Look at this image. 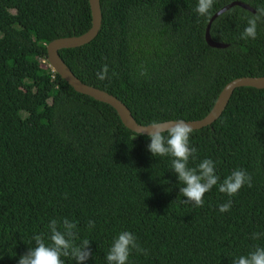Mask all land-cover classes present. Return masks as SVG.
<instances>
[{"label": "trees", "instance_id": "trees-1", "mask_svg": "<svg viewBox=\"0 0 264 264\" xmlns=\"http://www.w3.org/2000/svg\"><path fill=\"white\" fill-rule=\"evenodd\" d=\"M234 1L255 12L235 5L220 14L210 35L226 46H210V19ZM197 3L100 0L98 35L59 54L79 79L116 96L142 125L202 119L227 83L264 76V17L255 39H240L264 0H214L208 17L194 11ZM91 26L89 0H0V264H18L35 246L34 235L50 243L48 224L57 219L63 231L65 218L77 225V246L90 240L92 255L82 264H107L123 231L148 252L133 249L127 264H232L264 247V236L251 238L264 233V88H236L214 123L193 130L197 154L188 167L210 158L220 177L204 205L193 207L179 194L172 157H154L147 135L50 66L49 42ZM105 64L110 79L99 80ZM237 169L251 175L252 187L228 197L219 185ZM229 199L231 209L221 213Z\"/></svg>", "mask_w": 264, "mask_h": 264}, {"label": "clouds", "instance_id": "clouds-1", "mask_svg": "<svg viewBox=\"0 0 264 264\" xmlns=\"http://www.w3.org/2000/svg\"><path fill=\"white\" fill-rule=\"evenodd\" d=\"M213 3L214 0H198L194 11L198 16L208 17L211 14ZM262 17H264V7L257 8L256 14L247 18V26L241 33L240 39H255L257 22ZM108 70V65L105 64L102 70L97 72V79H110L107 76ZM141 75H145V72L142 71ZM136 131L137 135H147L150 138L147 149L154 157H172L170 169L177 175L178 181L182 185L179 194L186 197L183 202L192 204L193 207H202L205 193L218 184L220 177L216 175L214 161L210 158L203 159L196 167H188L190 157L195 160L197 154V149L190 146V136L193 133L192 125L182 119L171 122L152 121L143 126L141 130ZM245 184L252 187L251 175L245 170L237 169L224 178L219 185V191L227 194L228 197H233ZM231 205L232 200L229 199L226 203L219 205V211L227 212L231 209ZM60 223L57 219H52L48 224L50 230V243L48 244L45 243L42 234L34 235L32 239L35 241V246L20 256L18 264H64L62 257H71L76 264H82L88 260L92 255L89 247L90 240L84 239L77 246L75 244L77 233L74 231L77 227L76 223L67 218L63 219V231L58 230ZM87 227L89 230L94 229L95 221L88 220ZM261 236H264V233L254 232L251 238L260 239ZM133 249L137 253L148 255L147 250L137 243L134 234L129 231L119 233L107 252V264H127ZM232 264H264V247H255L254 251L234 259Z\"/></svg>", "mask_w": 264, "mask_h": 264}, {"label": "water", "instance_id": "water-1", "mask_svg": "<svg viewBox=\"0 0 264 264\" xmlns=\"http://www.w3.org/2000/svg\"><path fill=\"white\" fill-rule=\"evenodd\" d=\"M91 13H92V26L85 33L78 36H67L57 38L52 40L47 44V58L50 65L53 67L54 71L57 72L63 79H65L69 85H71L76 91L89 95L96 100L107 103L114 107L119 116L121 117L123 123L130 128L131 130L137 132L136 130H141L143 126L138 123L133 117L130 109L116 96L100 89L95 86L86 84L81 79H79L70 67L65 63L61 58L59 51L65 48H75L82 45H85L91 42L99 33L101 24H102V12L100 0H89ZM239 5L245 9L255 12V9L248 4H245L240 1H234L230 4H227L220 10H218L210 19L207 28H206V41L212 47L223 48L226 44L214 41L210 35V27L213 21L222 13L226 12L231 7ZM250 86L256 88H264V76L259 77H250L243 76L235 78L234 80L227 83L222 91L220 92L213 108L211 111L202 119L198 120H184L186 123L192 125L193 130L200 129L205 126L211 125L214 123L226 109L230 97L232 96L234 90L239 87ZM176 120H169L164 122H171Z\"/></svg>", "mask_w": 264, "mask_h": 264}, {"label": "built area", "instance_id": "built-area-1", "mask_svg": "<svg viewBox=\"0 0 264 264\" xmlns=\"http://www.w3.org/2000/svg\"><path fill=\"white\" fill-rule=\"evenodd\" d=\"M45 61V60H44Z\"/></svg>", "mask_w": 264, "mask_h": 264}]
</instances>
